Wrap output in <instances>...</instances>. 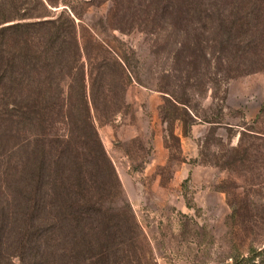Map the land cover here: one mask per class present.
<instances>
[{"label":"rangeland","instance_id":"rangeland-1","mask_svg":"<svg viewBox=\"0 0 264 264\" xmlns=\"http://www.w3.org/2000/svg\"><path fill=\"white\" fill-rule=\"evenodd\" d=\"M40 1L76 14L134 78L113 120L95 122L103 156L90 191L109 223L104 262L264 264V70L218 81L188 0L175 1L179 11L173 0Z\"/></svg>","mask_w":264,"mask_h":264},{"label":"trees","instance_id":"trees-1","mask_svg":"<svg viewBox=\"0 0 264 264\" xmlns=\"http://www.w3.org/2000/svg\"><path fill=\"white\" fill-rule=\"evenodd\" d=\"M26 1L0 0V264H108L109 223L90 191L103 156L95 122L113 120L134 78L76 14ZM187 3L218 81L264 70V0Z\"/></svg>","mask_w":264,"mask_h":264}]
</instances>
